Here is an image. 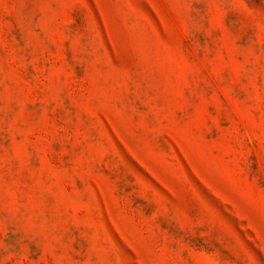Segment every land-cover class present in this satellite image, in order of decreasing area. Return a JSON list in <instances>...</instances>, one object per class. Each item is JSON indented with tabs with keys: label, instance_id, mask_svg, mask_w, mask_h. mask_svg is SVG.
<instances>
[{
	"label": "rangeland",
	"instance_id": "rangeland-1",
	"mask_svg": "<svg viewBox=\"0 0 264 264\" xmlns=\"http://www.w3.org/2000/svg\"><path fill=\"white\" fill-rule=\"evenodd\" d=\"M0 264H264V0H0Z\"/></svg>",
	"mask_w": 264,
	"mask_h": 264
}]
</instances>
